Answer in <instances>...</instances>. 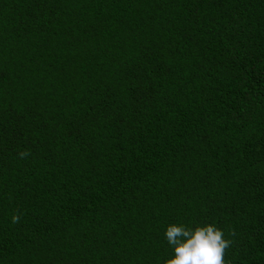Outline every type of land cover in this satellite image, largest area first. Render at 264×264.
I'll list each match as a JSON object with an SVG mask.
<instances>
[{"label": "trees", "instance_id": "1", "mask_svg": "<svg viewBox=\"0 0 264 264\" xmlns=\"http://www.w3.org/2000/svg\"><path fill=\"white\" fill-rule=\"evenodd\" d=\"M171 223L264 264V0H0V264H163Z\"/></svg>", "mask_w": 264, "mask_h": 264}, {"label": "clouds", "instance_id": "2", "mask_svg": "<svg viewBox=\"0 0 264 264\" xmlns=\"http://www.w3.org/2000/svg\"><path fill=\"white\" fill-rule=\"evenodd\" d=\"M18 155L24 159L30 153L25 150ZM20 218V213H14L11 222L18 224ZM165 237L172 246L173 255L163 260V264H231L225 256L233 241L226 239L223 230L214 223L193 226L171 223L166 227Z\"/></svg>", "mask_w": 264, "mask_h": 264}]
</instances>
